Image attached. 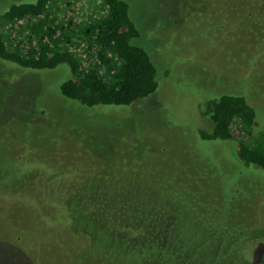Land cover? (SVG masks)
Segmentation results:
<instances>
[{
    "label": "rangeland",
    "instance_id": "rangeland-1",
    "mask_svg": "<svg viewBox=\"0 0 264 264\" xmlns=\"http://www.w3.org/2000/svg\"><path fill=\"white\" fill-rule=\"evenodd\" d=\"M34 1L0 0V13L3 3ZM128 1L130 16L141 32L133 43L148 51L160 82L142 103L84 106L60 93V81L71 75L66 64L53 70H28L0 59V264H82L79 244L72 242L73 251L64 254V241L50 231L66 222L59 215L57 198L56 215L49 219L29 199L31 207L12 194L30 189V196L38 190L55 192L52 185L63 191L87 190L93 187L94 176L108 190L149 189L162 195L177 188L175 175H183L191 188L185 189L186 183L185 188L178 187L177 194L182 195L178 199L161 196L175 207L177 227L170 233L175 245V240L192 241L187 246L194 244L197 249L208 243V231L215 228L213 217L229 219L239 227L262 215L259 225L264 236L263 172L239 160L235 141L205 143L194 136V130L206 125L201 105L215 95L241 90L243 80L246 88L251 86L249 98L259 110L257 124L248 134L234 121L231 130L249 145L258 143L264 126V59L253 56L251 47L258 48L252 44L254 37H243L241 22L230 9L214 10L202 0ZM137 128L141 158L127 137ZM78 147L82 153L76 152ZM15 160L24 171L21 174ZM27 173L34 175L28 185L21 180ZM195 193L203 194L202 200H196ZM192 206L199 207L195 220L205 223L203 239L189 227L195 221L188 212ZM232 251L217 256L226 260L235 256ZM195 254L191 252V263L199 264ZM207 261L202 258V263ZM85 263L96 264L95 260Z\"/></svg>",
    "mask_w": 264,
    "mask_h": 264
},
{
    "label": "trees",
    "instance_id": "trees-1",
    "mask_svg": "<svg viewBox=\"0 0 264 264\" xmlns=\"http://www.w3.org/2000/svg\"><path fill=\"white\" fill-rule=\"evenodd\" d=\"M202 1L211 9H230L234 12L241 22L243 37H254L252 44L258 48L251 47L253 56L264 59V0ZM130 7L128 0L3 3L4 10L0 13V59L28 70H53L66 64L71 75L60 81V93L84 106L142 103L157 91L160 82L157 67L148 51L133 43L141 32L130 16ZM242 77L245 79L247 76L243 74ZM240 86L241 90L215 95L201 105L206 125L194 130V136L205 143L235 141L239 160L264 174V126L258 133L255 146L238 139L231 130L234 121H238L248 134L257 124L259 110L249 98L251 86L246 88L243 80ZM139 132L138 128L134 129L127 137H131L134 142L132 150L137 151L138 158H141ZM78 143L81 144L80 141ZM71 148L76 150L72 145ZM78 150L76 152L82 153L80 147ZM17 160L15 165L21 174L24 171L17 166ZM107 174L117 177L113 173ZM32 176V173H27L21 180L28 185ZM90 183L93 187L89 186L87 190L63 191L52 185L56 187L55 192L51 189L46 192L38 190L35 196H30V189L28 193L18 192L12 197L14 200L23 198L28 207H31L29 204L40 207V214L49 219L56 215L53 203L56 197L55 202L60 203L61 208L59 215L66 222L50 231L57 235L58 240L64 241V254L73 251L72 242L79 244V261L82 264L93 260L96 264H109L111 261L107 259L114 260L116 264H192L191 252L196 253L198 262L201 260L199 264H232V259H235V264H264V236L259 225L262 215L253 223L239 227L229 219L221 218L220 222L213 217L215 228L208 226V243L197 249L194 244L187 246L192 241L175 240L176 245L173 244L170 233L177 227L175 207L168 200H161V196L178 199L182 196L177 194L178 187L185 188L183 184L186 183L189 187L185 189L191 188L183 175H175L177 188L162 195L149 189L146 192L126 191L125 187L108 190L96 176ZM200 194L195 193L194 198L202 200L203 194ZM198 209L192 206L188 211L194 220L193 214ZM203 216L205 218L206 215ZM201 220H191L189 227L203 239L207 231ZM107 221L110 223L105 225ZM198 251L208 259L206 263H202L203 257ZM222 251H232L235 256L223 260L217 256ZM167 252H170L168 258L163 260Z\"/></svg>",
    "mask_w": 264,
    "mask_h": 264
}]
</instances>
